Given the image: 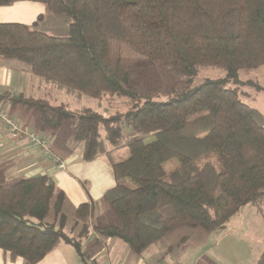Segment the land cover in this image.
<instances>
[{
    "label": "trees",
    "instance_id": "1",
    "mask_svg": "<svg viewBox=\"0 0 264 264\" xmlns=\"http://www.w3.org/2000/svg\"><path fill=\"white\" fill-rule=\"evenodd\" d=\"M20 1L66 16L68 34L0 24V58L72 93L131 102L106 116L0 92V105L35 111L45 130L70 133L85 162L108 160L116 184L104 203L116 222L95 227L98 235L142 256L183 228L220 234L245 206L264 218V115L231 87L241 83L240 70L264 65V0H0V7ZM204 67L224 76L195 85ZM160 76L182 87L165 100L135 89L146 78L163 92ZM65 199L48 177L1 185L0 249L38 264L65 242L85 260L81 239L94 203L78 209L84 229L76 240L64 230Z\"/></svg>",
    "mask_w": 264,
    "mask_h": 264
},
{
    "label": "crops",
    "instance_id": "2",
    "mask_svg": "<svg viewBox=\"0 0 264 264\" xmlns=\"http://www.w3.org/2000/svg\"><path fill=\"white\" fill-rule=\"evenodd\" d=\"M39 17H42V19L40 20ZM35 23H38L37 29L63 37L65 35L63 30L67 27L68 21L65 17L50 15L46 5L39 2L20 1L0 7V24H23L32 27ZM25 67L19 65L14 60H4L0 58V92H7L13 95L24 94L27 97L42 98L37 95L42 93L41 90H45L43 86L47 87L46 82L41 81V79L38 80L39 78L36 76L28 77L34 75ZM29 72L31 73L30 75H28ZM26 78H29L28 83L26 82ZM1 106H6L9 113L15 117L24 131L48 137L51 140L54 154L66 164V169L59 170L53 160L47 158L39 147L32 145L25 135L22 133V135H13L2 123H0V186L11 185L24 178L39 176L48 177L53 180L57 190L65 194L66 199L63 212L67 216V219L69 215L75 217V225H78L77 212L79 207L83 204L94 203L93 216L88 222L90 226L87 234L88 237L86 238V235L85 240L89 237V240L98 238L99 235L95 231V227L109 225V219L104 217V215L109 216V208L104 203V196L116 184L113 169L108 160L106 158H100L93 162H85L83 160V145H75L73 141H70V143H63V141L60 140L58 132L45 130L38 113L22 107L11 108L8 105ZM246 207L249 206L243 208ZM254 212L255 214L259 212L262 216L258 208L253 209V213ZM54 220L55 217L52 215L51 221ZM94 221H101V224H95ZM64 230H66V224ZM109 241H117L118 243L114 245L112 250H110V248L109 251L104 249L100 254L109 253V264L112 263V260L119 262V259H121L122 261L123 255H127L128 250L121 245V241L119 240L109 239ZM87 247L83 248L85 260H83L75 250L82 264H89L88 261H90L91 264H98L99 262L97 260L100 258L89 255L86 250ZM149 250L145 254H147ZM263 257L264 250L262 253L260 252V255H256V258L250 264H260ZM166 259L158 260V262L161 264H168L166 263ZM223 263L224 262L221 264ZM0 264L26 263L21 258L13 259L9 253H5L0 249ZM38 264L81 263H79L77 257L71 253L68 247L59 245L55 251L48 254ZM121 264L124 263L121 262ZM145 264L148 263L145 262Z\"/></svg>",
    "mask_w": 264,
    "mask_h": 264
},
{
    "label": "rangeland",
    "instance_id": "3",
    "mask_svg": "<svg viewBox=\"0 0 264 264\" xmlns=\"http://www.w3.org/2000/svg\"><path fill=\"white\" fill-rule=\"evenodd\" d=\"M65 18L68 21L66 16ZM67 31H69V21L67 27L63 30L65 35L68 34ZM17 63L25 67L24 64ZM30 74L29 72L28 75ZM239 74L241 83L231 85V87L238 91L245 103L256 108L264 115V91H258L254 86L244 84L252 82L264 88V65L258 69H242ZM223 76L224 71L222 69L204 67L200 69L194 84L197 85L208 78L217 79ZM160 80L161 85L164 87L163 92H161V89H158L155 81L151 82L146 78L138 81L135 89L145 95H152L157 100H165L167 99L165 93L169 89L173 86L182 87V84L175 85L176 82L170 78L160 76ZM41 81L43 80L41 79ZM26 82H29V78H26ZM46 84L47 87L43 86L45 90H41L42 93H39L38 97L45 98L53 104H68L73 110L91 108L106 116H112L126 112L129 108L128 105L131 103L128 98L121 96H110L107 99L95 100L75 92L72 93L67 89L59 88L50 83ZM244 94H247L248 97H244ZM58 135L63 143L72 142L70 133L58 132ZM253 209H257V207L249 206L240 209L238 215L230 220L221 234L209 233L200 228H183L162 242L152 246L149 252L141 257L136 256L125 244L120 242L128 250V254L123 255L122 261L121 259H119V262L112 260L111 264H121V262L124 264H145V262L148 264H161L158 260L166 258V263L168 264H221L222 262H224L223 264H250L256 258V255H260V252L262 253L264 250V221L259 212L253 213ZM104 217L109 219V224L115 223V218L110 210L109 216L104 215ZM74 218V216H68L65 232L72 238L80 240V232L84 229V223L79 222L78 225H75ZM94 223L100 225L101 221H94ZM86 238H82L81 243L83 248L88 246L86 249L87 253L92 257L97 256V258H100L97 260L98 264H109V253L107 252L103 255L100 253L104 249L109 251L110 248L112 250L118 242H110L109 239L103 238L100 235L94 240H89L90 237L85 240ZM60 245L68 247L71 253L77 257L79 263L82 264L81 259L72 246L65 244V242H61ZM88 262L91 264L90 261Z\"/></svg>",
    "mask_w": 264,
    "mask_h": 264
},
{
    "label": "built area",
    "instance_id": "4",
    "mask_svg": "<svg viewBox=\"0 0 264 264\" xmlns=\"http://www.w3.org/2000/svg\"><path fill=\"white\" fill-rule=\"evenodd\" d=\"M0 123H2L13 135H20L21 133L25 135L32 145L39 147L47 158L53 160L59 170L66 169V164L54 154L51 140L48 137L40 136L33 132L24 131L15 117L9 113L8 109L1 105Z\"/></svg>",
    "mask_w": 264,
    "mask_h": 264
},
{
    "label": "water",
    "instance_id": "5",
    "mask_svg": "<svg viewBox=\"0 0 264 264\" xmlns=\"http://www.w3.org/2000/svg\"><path fill=\"white\" fill-rule=\"evenodd\" d=\"M262 264H264V261H263V263Z\"/></svg>",
    "mask_w": 264,
    "mask_h": 264
}]
</instances>
